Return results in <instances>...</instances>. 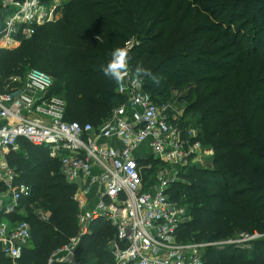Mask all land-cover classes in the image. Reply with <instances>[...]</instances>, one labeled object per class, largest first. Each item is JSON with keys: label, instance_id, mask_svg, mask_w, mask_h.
Returning a JSON list of instances; mask_svg holds the SVG:
<instances>
[{"label": "trees", "instance_id": "16d2710c", "mask_svg": "<svg viewBox=\"0 0 264 264\" xmlns=\"http://www.w3.org/2000/svg\"><path fill=\"white\" fill-rule=\"evenodd\" d=\"M117 47L129 49L133 72L141 66L150 73L143 76L144 89L157 103L186 102L185 115L193 117L182 128L197 129L196 138L215 152L210 167L192 166L182 172L192 182L175 186L174 196L191 203V219L180 226L179 239L264 234V0H69L59 18L20 46L0 49V84L41 69L55 80L52 93L67 102L66 120L101 126L126 102L102 70ZM19 144L7 160L33 195L9 218L32 228L21 263L47 264L78 232L76 186L47 149L24 138ZM38 209L49 212V222L38 218ZM115 235L112 224L95 221L79 258L114 264ZM204 261L264 264V237L249 251L209 247ZM0 264H8L1 252Z\"/></svg>", "mask_w": 264, "mask_h": 264}, {"label": "built area", "instance_id": "2783aa9c", "mask_svg": "<svg viewBox=\"0 0 264 264\" xmlns=\"http://www.w3.org/2000/svg\"><path fill=\"white\" fill-rule=\"evenodd\" d=\"M61 10V3L44 0H1L0 49L17 48L38 27L59 18ZM132 44L127 42L129 48ZM25 79L26 91L0 93V157L18 151L21 138L47 149L60 161L66 181L76 186L79 205L77 234L55 249L47 264H83L78 249L97 220L116 228L110 245L114 264H205L199 244L178 237L191 216L185 196H174L175 186L184 181L182 172L207 162L213 151L202 146L197 130L174 123V107L157 103L145 91L144 77L135 78L130 68L116 89L126 102L101 126L66 120L67 102L52 93L55 80L47 72L33 68ZM158 162L169 167L157 171ZM17 179L16 170L0 162V183L5 186L0 192V252L8 264H22L23 249L32 237L29 222L9 226L1 221L33 195L32 187ZM35 213L50 221L48 212ZM262 237L258 231H243L208 246L249 251Z\"/></svg>", "mask_w": 264, "mask_h": 264}, {"label": "rangeland", "instance_id": "374dc122", "mask_svg": "<svg viewBox=\"0 0 264 264\" xmlns=\"http://www.w3.org/2000/svg\"><path fill=\"white\" fill-rule=\"evenodd\" d=\"M69 0H52L50 2V4L54 3H61V5L66 4ZM2 78V76L0 75V79ZM21 90H25L26 91V79L20 78V79H15V78H10L9 80L6 79V81H4L2 84H0V93H13V94H17L19 91ZM179 93H174V95H178ZM160 105H163V103H159ZM173 105V115L175 116V121L174 123L179 124L180 126L181 123H185V121H190L192 119V114L189 115H185V108H186V102L184 101H175L172 102ZM197 130V129H196ZM199 142L201 143V141L199 140ZM202 144V143H201ZM202 146L204 148H208L205 147L203 144ZM207 150L212 151V148H208ZM214 150L212 151V153L207 154L206 159L207 162L205 161V163H201L200 166L201 167H210L212 159L214 157ZM164 167H169L168 165L166 166V164L164 162H158L157 164H155V169L158 171ZM190 168H187L184 170L187 171ZM181 179H183V182H190L191 179L187 178V177H183L181 176ZM192 182V181H191ZM194 182V181H193ZM179 200H182V197L179 198ZM24 203V201L22 202V204ZM183 203L185 204V206L187 208H189V206H191V203H189V201H183ZM23 213L25 214V212L23 211ZM190 216V215H189ZM199 232V231H198ZM206 234H203V236L198 235L195 237L196 241H194L193 243L199 244L197 251L202 255L204 254V252L210 247L208 246V244L211 243H216V242H220L221 240L217 241V240H211V241H207L205 240V236ZM181 241H183L180 238ZM198 240V241H197ZM184 242V241H183ZM190 243V242H189ZM113 255V254H112ZM114 257V256H113ZM80 260L82 261L83 264H95L96 261H92V262H87L83 259L80 258ZM221 264H226L225 262L221 263Z\"/></svg>", "mask_w": 264, "mask_h": 264}, {"label": "clouds", "instance_id": "9594fccd", "mask_svg": "<svg viewBox=\"0 0 264 264\" xmlns=\"http://www.w3.org/2000/svg\"><path fill=\"white\" fill-rule=\"evenodd\" d=\"M129 49L127 47H117L111 53V59L103 67L105 76L114 80L118 85H122L129 74ZM144 75H150L146 69L141 66L135 68L134 76L139 79ZM154 83L159 85V79H154Z\"/></svg>", "mask_w": 264, "mask_h": 264}, {"label": "crops", "instance_id": "0c3cea01", "mask_svg": "<svg viewBox=\"0 0 264 264\" xmlns=\"http://www.w3.org/2000/svg\"><path fill=\"white\" fill-rule=\"evenodd\" d=\"M104 142H108L107 140H103ZM8 162V160H7V156L6 157H0V162ZM0 185H1V189H0V192L1 191H3L4 189H5V186H4V184H1L0 183ZM3 186V187H2ZM24 200H22L21 201V205H22V202H23ZM21 205H20V207L18 208V210L16 211V212H18L19 211V209L21 208ZM93 205V204H92ZM42 210V209H41ZM45 211V210H44ZM46 212H48V211H46ZM15 213V212H14ZM21 213H23V211H21ZM49 213V212H48ZM1 221H3L4 223H6V224H8L9 226H13L16 222L15 221H12L11 220V218H9V214H6V215H2V217H1ZM32 238V237H31ZM31 241V240H30ZM30 241H29V243H30ZM29 243H28V245H29Z\"/></svg>", "mask_w": 264, "mask_h": 264}]
</instances>
